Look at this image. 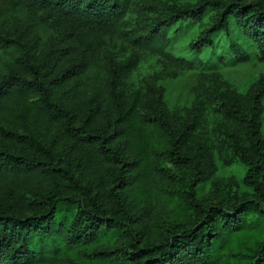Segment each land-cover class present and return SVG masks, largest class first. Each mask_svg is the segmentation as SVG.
<instances>
[{
	"label": "trees",
	"instance_id": "obj_1",
	"mask_svg": "<svg viewBox=\"0 0 264 264\" xmlns=\"http://www.w3.org/2000/svg\"><path fill=\"white\" fill-rule=\"evenodd\" d=\"M5 1L41 12L55 40L39 63H29L30 77L11 69L0 79V264H264V81L245 104L207 85L201 72L190 105L175 108L164 90L153 105L139 90L131 96L128 83L140 51L159 55L171 78L196 69L167 51L168 32L209 10L217 15L193 49L228 33L233 19L264 60V0L169 5L165 18L134 37L124 25L135 0ZM115 37L132 49L124 64L108 56ZM9 43L0 33V48ZM17 50L26 59L24 44ZM33 104L80 134L82 151L62 153L68 166L32 131L3 126L17 117L26 124L24 106ZM213 119V131L239 149L253 191L230 206L198 197L215 169ZM118 237L128 241L115 244Z\"/></svg>",
	"mask_w": 264,
	"mask_h": 264
},
{
	"label": "rangeland",
	"instance_id": "obj_2",
	"mask_svg": "<svg viewBox=\"0 0 264 264\" xmlns=\"http://www.w3.org/2000/svg\"><path fill=\"white\" fill-rule=\"evenodd\" d=\"M197 1L135 0L124 28L128 34H134L133 37L145 34L152 22L165 18L166 6L181 7ZM249 1L246 0V2ZM216 15V10H209L199 21L184 19L169 28L167 51L174 57L193 62L196 67L194 70L185 71L176 78L168 77L163 68V60L159 55L140 51L143 59L138 63L137 69L130 75L128 81L131 96L134 90H139L142 99L153 104L158 93L164 90V101L169 108L188 106L192 101V87L197 82L199 74L204 72L207 75V85L214 86L215 90L233 91L247 104L255 83L260 79L264 81V60L260 59L256 44L244 35L242 30L235 25L234 20H231L228 33H215L212 43L202 51L192 48V44L197 41L201 32L211 25ZM0 33L10 40L9 47L0 48V79L11 69L30 77L29 63H39L55 40L51 35L49 22L41 12L29 11L5 0H0ZM23 44L26 59L20 58L21 54L17 50V47ZM107 52L109 58L119 64H124L133 53L129 42L122 37L109 40ZM81 100V107L85 109L89 98L86 96ZM24 107L30 108L24 112L27 113L25 115L26 124H23L20 117H17L12 123H4L3 126L22 134L32 131L46 143L53 145L64 160V166H68L69 163L65 161L66 157L64 158L62 153L65 147L73 155L82 151L80 134L68 129L66 122L55 121L42 113L36 104ZM215 118L218 120L217 115ZM216 119L210 122L212 134L209 135L213 147L215 146V169L212 175L198 186V197L210 204L230 206L253 191L244 182L247 166L239 155V149L227 136L220 132L216 134L213 131ZM78 123L77 121L76 124ZM230 126L244 139V134L237 125ZM262 132L264 133V112ZM160 139L162 141V138ZM115 144L116 142L110 143L111 146ZM118 190L115 191L118 192ZM68 194H73V192L68 190ZM112 202L113 199L108 198V204ZM127 241L128 239L124 238L123 241L122 237H118L114 243L121 244ZM95 264L101 263L96 262Z\"/></svg>",
	"mask_w": 264,
	"mask_h": 264
}]
</instances>
